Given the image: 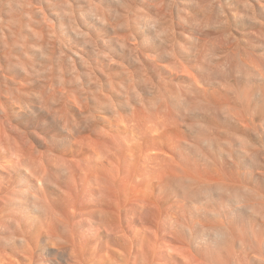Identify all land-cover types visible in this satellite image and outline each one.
<instances>
[{
    "label": "bare ground",
    "instance_id": "bare-ground-1",
    "mask_svg": "<svg viewBox=\"0 0 264 264\" xmlns=\"http://www.w3.org/2000/svg\"><path fill=\"white\" fill-rule=\"evenodd\" d=\"M167 2L176 6L170 18L154 8V0H3L11 7L0 3V106L15 107L14 101L27 104L32 91L38 89L55 116L82 129L74 145L63 139L47 114L33 119L12 109L17 112L13 122L28 131L38 147L43 142L34 136L36 132L64 142L61 151L73 158L57 157L53 163L76 177L85 208L93 177L100 190L114 194L108 227L122 243L101 234L99 259L112 242L108 264H235L239 239L229 246L210 232L225 222L236 237L252 230L264 238V221L260 220L264 216V176L242 152L251 157L264 149V85L255 79L250 84L241 82V96L205 85L207 65L175 49L176 33L186 44L185 36L199 35L177 19H189L183 15L186 8L199 16V0ZM201 2L211 8L215 0ZM252 2L257 18L264 20L260 7L264 0ZM222 3L241 48L264 63V28L247 19L239 0ZM134 19L153 30L142 22L133 23ZM154 31L173 55L164 54ZM184 101L194 111L208 105L222 109L207 120L193 117L187 121L193 129L197 124L206 126L208 131L199 139H227L224 133H234L242 149L231 140L229 159L216 145L209 149L194 140L193 130L177 127L178 102ZM244 115L252 116L251 124ZM13 141L18 157L43 183L49 170L44 156L26 150L0 124V150ZM0 164L7 169L0 170V221L7 223L25 214L28 194L24 189L34 190L35 182L8 153L0 152ZM80 168L89 170L87 178L79 174ZM174 175L196 184L241 179L250 186L234 195L252 212L236 208L227 196H216L209 206L223 220H215L203 204L196 205L198 214L170 179ZM60 182L67 185L66 178ZM50 195L55 193L50 190ZM66 195L72 198L70 191ZM188 195L194 201L205 199L199 197L195 185ZM39 203L56 214L46 201ZM36 259L39 264V252ZM0 264H4L3 253Z\"/></svg>",
    "mask_w": 264,
    "mask_h": 264
},
{
    "label": "clouds",
    "instance_id": "clouds-1",
    "mask_svg": "<svg viewBox=\"0 0 264 264\" xmlns=\"http://www.w3.org/2000/svg\"><path fill=\"white\" fill-rule=\"evenodd\" d=\"M0 3H3V0H0ZM239 3L243 4L247 19L264 28V20L257 18L256 8L252 0H239ZM153 6L155 9H159V13H163L169 18L172 9L176 7L170 5L167 0H154ZM3 7L8 8L11 5L3 3ZM180 7L186 8L181 5ZM198 7L199 16L186 8L188 11L184 12L183 15L189 19L177 17L182 25L194 30L199 35L197 38L185 36V40L189 42L186 44L177 38L176 33V51L189 53L198 64L207 65L208 79L204 84L214 85L218 91L222 90L226 95H243V87L239 86L241 82L250 84L255 79L264 85V63L241 48L240 40L233 28V22L230 20L222 0H215L211 8L199 0ZM260 7L264 9V3L260 4ZM159 13H156L157 16ZM134 22H142V20L134 19ZM142 23L153 30V27ZM155 36L164 47V54L167 57L173 55V52L168 50L160 41L156 32ZM31 97L27 104L14 101L15 107L9 105L8 109H4L3 106H0V124L7 132H11L12 136L26 145V150L30 149L31 153L36 156L43 155L49 164V170L43 183H40L18 157V149L14 141L6 143L4 148L0 150V152L8 153L18 169L26 173L35 182L34 190L24 189L28 194V198L23 204L27 209L25 214L7 223L0 221V253H3L4 264H37L38 252L41 257L39 264H108L107 253L111 251L113 243H107V251L104 253L103 259H99L98 252L103 241L101 234H106L110 241L114 239L116 243H122L114 237L108 227L112 218L114 194L110 191L100 190L95 177H93V183L90 186L92 191L87 198L88 207L85 208L82 205L80 189L75 182L76 177L74 179L67 168L57 167L53 163L57 157L73 158L61 151L65 147L64 142L55 136L46 137L36 132L34 136L43 142L38 147L37 143H34L33 139L30 138V133L18 123L13 122L17 112L12 111V109L18 110L19 114H25L33 119L38 117L40 113L47 114L51 122L64 134L63 139L74 145H77L76 140L81 135L82 129L75 126L70 127L55 116L50 107L46 106L41 99V92L38 89L32 91ZM190 98L191 95H189ZM33 102H35V109ZM178 105L179 110L175 116L176 126L183 125L185 131L193 130L194 140L209 149L216 145L221 153L231 159L227 149L231 148V140L234 139L238 142L234 133H224L228 137L227 139H199L208 131L206 126L197 124L193 129V125L187 123L193 117L202 121L207 120L213 117L215 113L222 112V109L208 105L204 110L194 111L187 101L178 102ZM237 110L242 112L239 108ZM244 117L251 124L252 116L244 115ZM239 145L242 149V145L240 143ZM242 152L258 169L260 175L264 176V149L260 148V150L255 151L251 157L243 150ZM84 168H87L85 163ZM84 168L79 169V174L87 178L89 170L85 172ZM0 170L7 171L4 164H0ZM62 178H66V186L61 185ZM170 179L184 193L186 199L192 201L194 211L198 214L200 211L196 205L203 204L212 210L210 215L215 220H223L221 213L209 206L214 202L216 196H227L234 202L236 208L249 213L252 212L249 206L243 204L234 195L236 192L244 190L245 186H250L241 179H237L238 182L236 183L228 184H196V182L182 175H174ZM193 185H195L199 197H204V200L197 199L194 201L188 195ZM50 190L55 195H50ZM68 191L72 193L71 199L66 195ZM39 201H46L55 209L56 214L53 215L42 208ZM260 220L264 221V216H261ZM33 230H35V235L31 234ZM210 233L217 239L225 241L229 246L237 238L239 239L240 251L235 252L233 250L235 252V264H253V261L264 264V238L258 237L256 232L249 230L241 232L239 237H236L232 229L224 222L217 230Z\"/></svg>",
    "mask_w": 264,
    "mask_h": 264
},
{
    "label": "rangeland",
    "instance_id": "rangeland-1",
    "mask_svg": "<svg viewBox=\"0 0 264 264\" xmlns=\"http://www.w3.org/2000/svg\"><path fill=\"white\" fill-rule=\"evenodd\" d=\"M37 7V6H36ZM39 7V6H38Z\"/></svg>",
    "mask_w": 264,
    "mask_h": 264
}]
</instances>
